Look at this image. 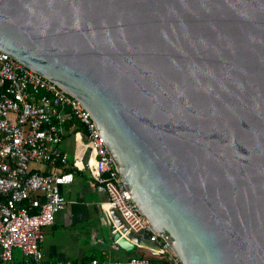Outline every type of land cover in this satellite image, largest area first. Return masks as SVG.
<instances>
[{"label":"water","instance_id":"1","mask_svg":"<svg viewBox=\"0 0 264 264\" xmlns=\"http://www.w3.org/2000/svg\"><path fill=\"white\" fill-rule=\"evenodd\" d=\"M0 50L82 103L179 264H264V0H0Z\"/></svg>","mask_w":264,"mask_h":264},{"label":"built area","instance_id":"2","mask_svg":"<svg viewBox=\"0 0 264 264\" xmlns=\"http://www.w3.org/2000/svg\"><path fill=\"white\" fill-rule=\"evenodd\" d=\"M66 135L73 143L71 171L61 172L67 165L60 148ZM109 160L82 103L0 50V264H45L42 228L53 223L55 212L66 202L59 185L71 181L72 172L83 170L104 195L105 219L111 213L118 217L117 226L110 227L116 231L110 232V247L122 249L117 239L128 233L130 254L122 260L91 257L85 263L56 260L48 264H150L145 248L169 264H179L172 248L137 213ZM31 163L43 164L47 170L33 169ZM141 232L147 237L133 242ZM15 251L20 253L18 258Z\"/></svg>","mask_w":264,"mask_h":264},{"label":"crops","instance_id":"3","mask_svg":"<svg viewBox=\"0 0 264 264\" xmlns=\"http://www.w3.org/2000/svg\"><path fill=\"white\" fill-rule=\"evenodd\" d=\"M66 137L70 135L64 138ZM60 148L67 156L66 150L61 146ZM70 163L67 160V165L59 170L71 171L68 168ZM31 168L47 170V166L43 164ZM59 190L66 202L62 209L55 212L53 223L42 228L40 247L43 262L48 264L56 260H69L85 263L91 257L109 260L126 258L124 250L110 247L108 226L102 210L104 195L95 190L87 170L72 172L71 181L60 184ZM19 256L20 253L15 251L14 257Z\"/></svg>","mask_w":264,"mask_h":264},{"label":"rangeland","instance_id":"4","mask_svg":"<svg viewBox=\"0 0 264 264\" xmlns=\"http://www.w3.org/2000/svg\"><path fill=\"white\" fill-rule=\"evenodd\" d=\"M60 146L66 150L67 156H68L67 160H68V162H71L72 161V152H73V143H72L71 137L63 138ZM37 165H38L37 163H31L30 167L31 166H37ZM45 234H47V230H46Z\"/></svg>","mask_w":264,"mask_h":264},{"label":"trees","instance_id":"5","mask_svg":"<svg viewBox=\"0 0 264 264\" xmlns=\"http://www.w3.org/2000/svg\"><path fill=\"white\" fill-rule=\"evenodd\" d=\"M68 168H70V166L68 167ZM24 203H26V202H24ZM135 255H137V254H135ZM149 262H150V264H169V261H168V259H166V258H162V257H149Z\"/></svg>","mask_w":264,"mask_h":264}]
</instances>
